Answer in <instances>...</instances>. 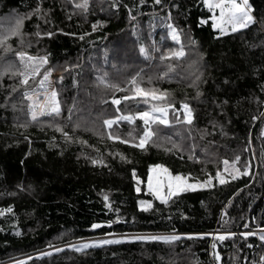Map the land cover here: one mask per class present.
Segmentation results:
<instances>
[{
	"label": "trees",
	"instance_id": "trees-1",
	"mask_svg": "<svg viewBox=\"0 0 264 264\" xmlns=\"http://www.w3.org/2000/svg\"><path fill=\"white\" fill-rule=\"evenodd\" d=\"M249 1L255 22L224 34L212 28L211 12L202 0H161L160 4L116 0L118 8L111 7L113 0H89L87 13L79 9L73 13L69 0L22 1L19 9L24 14L38 4L48 12V23L32 14L24 24H38L42 32L53 33L42 37L43 54L57 71L66 66L68 78L64 77L62 86L68 93H63L67 101L60 117L44 120L60 124L72 139L66 140L47 123L31 121L20 127L26 111H14L9 102L16 100V93L5 101L16 82L9 73L0 77V105H6L0 107V261L108 233H204L224 226L237 235L217 243L219 264H264L260 260L264 241L257 235H239L264 229V0ZM5 11L0 0L1 16ZM201 19L207 22L201 23ZM97 21L101 23L93 30ZM170 22L181 30L186 54L180 60L161 61L155 45L167 50L179 47L167 37L159 42ZM84 33L88 35L80 39ZM15 39L8 40L13 51L36 50ZM141 45L147 57L140 52ZM99 51L104 52L107 63L105 58L104 63L98 59ZM7 54L0 47V68L5 67ZM169 63L176 66L171 78L160 79ZM90 64L93 74L87 68ZM100 71L118 88L126 83L124 76L140 73L137 83L142 82V87L151 84L167 90L168 99L176 105L188 102L193 110L191 135L183 120L169 126L154 124L162 139H170L141 150L108 139L105 131L100 135L87 129L89 112L104 111L114 117L155 103L136 97L114 105L112 99L130 94L133 85L128 83L125 92L106 87L95 77ZM70 104L81 112L73 111L68 120ZM75 122L84 128L74 130ZM140 122L139 118L131 124L120 121L113 129L140 133ZM200 130L209 134L202 138ZM173 140L181 147H167ZM190 149L201 157L198 162L188 159ZM236 155L241 158L238 166L249 163L251 175L231 179L224 174L225 184L213 179L212 187L181 192L167 203L146 189L151 165L160 163L174 174L191 173L190 178L204 180L224 168V159L231 161ZM133 169L139 182L133 179ZM141 199L151 201L148 210L138 205ZM9 207L11 211H5ZM93 224L100 226L93 228ZM210 245L208 237H182L171 244L133 240L80 252L64 246L21 264H216Z\"/></svg>",
	"mask_w": 264,
	"mask_h": 264
},
{
	"label": "snow or ice",
	"instance_id": "snow-or-ice-1",
	"mask_svg": "<svg viewBox=\"0 0 264 264\" xmlns=\"http://www.w3.org/2000/svg\"><path fill=\"white\" fill-rule=\"evenodd\" d=\"M69 2L73 6V13L75 10L79 9L82 12L87 13L89 9V0H69ZM141 3L144 0H140ZM155 4H160L161 0H154ZM203 5L213 13L209 19L212 21V28L219 29L220 34H224L226 31L237 32L238 30L248 28L251 24L255 22V17L252 15V7L249 4V0H202ZM112 8H118L119 5L116 3V0H113L111 4ZM127 7V5H125ZM218 10V15L216 14ZM35 14L38 20H44L45 23H48L47 10H42L40 5L38 4L31 13L25 14L24 16H18L15 18L14 23L11 24L4 32L0 33V47L3 48L4 52H8L11 50V45L7 43L9 37H16L19 44L24 45V36L27 35L22 31L23 28V21L29 16ZM171 13H169L168 19H170ZM69 19L71 16L68 17ZM207 21L201 20V23H206ZM101 22L97 21L96 23L92 24V29L95 30L97 24ZM168 36L174 41L179 47L175 49H168L164 50V53L159 57L161 61L165 60H180L181 58L185 57V48L181 41V30L175 28L171 23H168ZM35 36H49L53 35L52 32H41L39 31V25H37V31L34 33ZM88 35L84 33L80 36V39H84V36ZM195 43L194 41H191ZM30 46V42L29 45ZM140 52L147 57V52L143 45L140 47ZM15 57L19 61L20 68L13 69L11 65H6L3 68H0V77H2L5 73H11V76L18 77L19 83L11 88V91L5 96V101H8V98L12 95L13 92H16L18 88L21 86L24 87L23 97L25 100L28 101L27 106V117L28 121L39 122V118L45 116L51 117H59L61 115V105L58 99V92L57 89L54 87H49L50 83V74L53 71L52 68H45V65L48 64L47 56H40V55H31L29 52L24 50H19L14 52ZM175 65L169 63L167 66V70L165 72H161L159 74L160 79L164 78H171L170 73H172L175 69ZM23 69V70H20ZM41 69L44 71L41 73ZM107 74L105 73L104 76L98 77V80L101 84H104L106 87H112L119 90L117 85L109 84L108 80L106 79ZM140 76V73H137L133 76L129 83L133 85L131 92L133 96L142 97L145 99V102H148L149 99L151 101H158L159 103L153 104L150 110L145 111H137L134 114H120L116 115L112 118L103 120V126L108 129L109 131L106 133L107 138L110 140H119L125 144H132L133 146L141 149L146 150V145L148 144H156L158 140L162 139L159 135L157 129L152 127L153 124L158 125H169L171 121L169 120V109H172L174 106L172 102L168 99V92L167 90H159L156 88H144L139 86L137 83V77ZM29 78L32 80H36L39 78V87L33 91H29L27 88ZM62 80L63 77H60ZM196 80H199V76L193 81V85H195ZM75 83V81H74ZM200 93L197 92V96ZM129 99L128 96H122L120 98H113L112 103L114 105H119L121 100ZM226 103V101L222 102ZM6 105H0V107H5ZM15 109V104L12 105ZM74 107V106H73ZM180 107L183 109V122L184 124L188 125V135H191L192 132V109L190 108L189 104L181 103ZM69 116L68 120H71L73 108H69ZM120 109L117 108V112L119 113ZM137 117L143 121L144 127L142 132L138 135H133L130 131L127 134V137H121V135L113 130V125H118L120 121H127L129 124L133 122ZM178 119V118H177ZM253 120L256 119L255 116L252 117ZM211 123V122H210ZM20 127H27V123H23L19 125ZM50 127H54L56 131L61 132L63 137L66 140H71L72 137L69 133L64 132L60 124L49 122ZM79 122L73 123L72 127L75 130L76 128L80 127ZM215 125L213 124V129H215ZM201 137L203 138L204 135L209 134L207 130H200ZM223 135L224 133L221 132ZM264 134V132H262ZM100 135H103L101 133ZM79 139V138H77ZM163 139H170V138H163ZM81 143H87V141L80 140ZM172 149H177V145L175 143L172 144ZM172 149H166L171 151ZM191 154H189V160H196L197 162L201 159L200 156L195 155L194 150H189ZM124 157H122L123 159ZM240 156L236 155L234 159L229 161L228 159L223 160L224 168L217 169L215 176L208 175L206 179L200 181L199 179L192 177L194 182H189V177H191V173L188 174H181L169 171L167 167L163 164H154L151 165L148 169V190L152 193V195L160 200L163 203H167L170 197L178 195L181 192L188 191L191 189L196 188H210L213 186L212 181H215L219 184H225L227 182L226 176L231 179H236L240 176H249L250 173V165L247 161H245L242 165L238 166V162H240ZM93 164L97 163V160L93 159L91 161ZM101 163L103 161H100ZM204 171L203 169L201 170ZM133 179L139 182V178L136 176L135 169L132 170ZM136 191L140 192L141 189L139 186L136 187ZM105 206L109 207L107 201L108 197H104ZM139 206H146L144 210H148L151 207V201H138ZM5 211H11V208L5 209ZM118 211V209H117ZM0 215H3V212H0ZM119 219V217H117ZM108 224H111L112 221H107ZM100 225L93 224V228H97ZM247 228V224H245ZM182 234H175V232L171 234H141V235H133L130 237H125L126 239L132 240H141V241H160L164 243L171 244L172 242L179 241L181 239ZM188 238H192L193 236H204V235H211L213 236V243L210 245L212 248V256L216 261V264H219L221 257L220 253L215 251L216 243L215 241H224L228 237L236 236L237 233L231 231H224L222 233H192L187 234ZM242 237H249L252 235H257V233L245 231L239 233ZM259 238L261 241H264V234H260ZM114 241L109 240H98L93 241V245H103L108 243H113ZM69 248L75 249V251L80 252L83 249H87L89 247L88 243H82L79 246L69 244L67 245ZM55 251H60V249H55ZM44 255V253H41ZM261 261H264V256L260 257Z\"/></svg>",
	"mask_w": 264,
	"mask_h": 264
},
{
	"label": "rangeland",
	"instance_id": "rangeland-1",
	"mask_svg": "<svg viewBox=\"0 0 264 264\" xmlns=\"http://www.w3.org/2000/svg\"><path fill=\"white\" fill-rule=\"evenodd\" d=\"M22 1L23 0H14L13 2H9V1L6 2V0H2V3L7 8V11H5L2 16H1V13H0V33L4 32L11 24H13L16 17H18V16H24L25 14H28V13H25V14L22 13L20 11V9H19V7L21 6ZM249 4H250V1H249ZM216 14L218 15V10H217ZM212 15H213V13L211 12V16ZM203 20L206 21L207 19H203ZM170 23L173 25L172 22H170ZM37 25L38 24H27L26 25V24H24V21H23L22 31L27 34V35L24 36V41H25V44L24 45L26 46V48L33 47L34 49H36L35 51H33V53L30 52V51H27L31 55H34V56L35 55L45 56L46 54H43V50H44V44H43V41H42V37L43 36L37 37L34 34L37 31ZM173 26L175 28H177L175 25H173ZM216 30L220 34L219 29H216ZM39 31L42 32V29H41L40 26H39ZM228 32H230V31H226L225 33H228ZM165 37H167L166 39H171L168 36V29H167L166 35H163L162 34L161 38H159L160 39L159 42H161V41L163 42V39H165ZM10 38L11 37H9V39ZM15 40H16L15 43H18L19 44L17 38ZM181 41H182V35H181ZM29 42H30V46H28L29 45ZM7 43L9 44L8 41H7ZM150 45L153 46L154 44L150 43ZM155 48L157 49L156 53H157L158 56H161L162 53H164L162 51L167 50V48H164V47L162 48V45H158V46L155 45ZM13 50L14 49L11 47V50L8 51V54H7V57L8 58L6 59L7 61H5L6 62L5 63V66L6 65H11L13 69H18V68H20V65H19L18 59L14 55V52L15 51H19V50H17V49L15 51H13ZM24 51H26V50H24ZM159 52H162V53L160 54ZM96 55H97L98 59H101L102 60L103 63H104V58H105V61L107 63V58L104 57V52L99 51L98 54H96ZM93 62H94V59H93ZM90 66H91V64L87 68H89ZM49 67L53 69V71L50 74V78H49V80H50L49 87H54V88L57 89L58 99L60 101L61 114H62V112H63L62 109L66 105V101H67V98L65 97V95L63 93H65V94H66V92L68 93V91L66 90V88L63 89V86H62L63 85V82H62V80L64 79V77L66 79L68 78V72L67 73L65 72V71H67L66 68H65L66 66L63 67L60 71H57L58 69L57 70L55 69L56 66L50 64L49 61H48V64L45 65V68H49ZM20 70H23V69H20ZM43 71H44V69H41V73ZM89 72L93 74L92 67L89 68ZM103 72L100 71V73L96 74L95 77L98 78V77L104 76V73ZM9 75H11V73H9ZM60 77H63V79L61 80ZM106 78L109 80L108 76H106ZM124 78L127 79V80H126V83L125 84H123L122 86L119 87L120 88L119 90L121 92L128 91V87H129L128 83H129V81L131 79V76L130 77L129 76L128 77L127 76H124ZM12 79L15 80V82H16L15 85H17L19 83V78L18 77L12 76ZM147 79H149V78H147ZM139 86L142 87L144 85H143L142 82H140ZM24 87L25 86H21L20 88L17 89L16 92H13V93H16L15 94L16 100L13 99V100H10L9 102H11L10 106H11V109H13L14 111H17V110L18 111H22V112L26 111L25 113H27L28 101L25 100L24 97H23ZM38 87H39V78H37L36 80H32L31 78H29L28 85H27L28 90L29 91H33L35 89H38ZM147 88H152L151 84H147ZM131 89L132 88H130V90H129L130 92H131ZM127 93H129V92H127ZM124 96H128L129 99L136 98V96H133L132 92L130 94H126ZM120 97H122V96H119L118 98H120ZM152 102H155V103L150 104V106L146 105L144 108L135 110V111H133L132 113H129V114H134L137 111L150 110L152 108L153 104L159 103L158 101H152ZM182 102L189 104L188 102H185V101H181L179 103V105H176L175 103L172 102V104H173L174 107L172 109H169V120L171 121V123L169 125L173 124L174 121H176V120L177 121L183 120V109L180 107V105H181ZM13 104H15V109L12 107ZM70 106H71L70 108H72V104H70ZM189 106L192 109V107H191L190 104H189ZM78 111L79 110L74 111V112H78ZM79 112H81V111H79ZM125 114H128V113H125ZM72 115H73V113H72ZM192 115H193V110H192ZM86 116H87L86 117L87 118V121L89 122L88 123L89 125H86L87 126V129L90 128V130H92L94 132H98V134H101V133L104 134V131H105V133H107L109 131L108 129H106L103 126V120L109 119V118H112V117H108V116H106V114L104 115V111H101L99 113H91V112H89V113L86 114ZM47 117H50V116H45V118H47ZM172 117H174V119ZM21 118H22L21 119V122L22 123H27L28 124L29 122H31V121H28V117H27L26 114H24V116H22ZM137 118H139V117H137ZM49 122H51V121L44 120V117H41V118H39V122L38 123H43V124L44 123H47V124H49ZM133 122H134V120H133ZM80 125L81 126L78 127V128H79V130H82L84 127L82 126V124H80ZM140 125H141V129L143 130L144 124H143V121L142 120L140 122ZM169 125H167V126H169ZM113 126H116V125H113ZM163 126H165V125H163ZM152 127L154 128V124L152 125ZM113 130L116 131V132H118L121 135V137H127V134L130 131L133 133V135H138L139 134V133H137V132L134 131L135 129L132 131L129 128H127V129H121V128L115 129L114 128ZM142 130H141V132H142ZM167 142L168 141L165 140V139L158 140V143H160L162 145L164 143H167ZM173 143H175L177 145V147H181V145L179 144V142H177L176 140L175 141L174 140L171 141L169 143V145H167V147L169 146L170 148H172V144ZM158 164H160V163H158ZM164 166L167 167L166 165H164ZM169 171L171 172L170 169H169ZM200 181H203V180H200ZM189 182H194V181L192 180V178L189 177ZM147 186H148V177H147V180H146V189L148 190V187ZM141 200L150 201V200H147V199H141ZM224 231H231V230H227V229L224 228V226H220V227H218V229H216V231H214V233H217V232L222 233ZM204 233L207 234V233H211V232H204ZM254 233H257V236L259 237L260 234H264V229L254 231ZM141 234H171V233H157V232L156 233H135V234H113V233H108V234H105V235L95 236V237H91V238L77 239V240H74V241H71V242H68V243H65V244H57V245H53V246H50V247H47V248H44V249H40V250H36V251H31L29 253L17 255V256L8 258L6 260L0 261V264H21V263H23V262L31 259L32 257H42L44 255L50 254L51 252H54L55 249H63L62 247H64V246L67 247V245H69V244L79 246L82 243H88L89 244V247H94V246H100V245H93L92 244L93 241H98V240H101V239L109 240V241H114L113 243H116V242H124V241H133L132 239H126L125 237H130V236H133V235H141ZM175 234H178V233H175ZM187 234H192V233H184V234L181 235V238L182 237H188ZM193 237H208L210 239V244L213 243V236H211V235L193 236ZM218 242L219 241H215L216 245H217ZM70 249H73V248H70ZM212 251L213 250L211 248V254H212ZM215 251H217V246H216ZM41 253H44V255H41Z\"/></svg>",
	"mask_w": 264,
	"mask_h": 264
},
{
	"label": "built area",
	"instance_id": "built-area-1",
	"mask_svg": "<svg viewBox=\"0 0 264 264\" xmlns=\"http://www.w3.org/2000/svg\"><path fill=\"white\" fill-rule=\"evenodd\" d=\"M214 231H216V230H214ZM214 231H212L213 233H214ZM232 231V230H231ZM257 231V230H256ZM211 232V233H212ZM232 232H234V233H236V231H232ZM241 232H245V231H241ZM250 232V231H249ZM252 232H254V231H252ZM203 233V232H202Z\"/></svg>",
	"mask_w": 264,
	"mask_h": 264
}]
</instances>
